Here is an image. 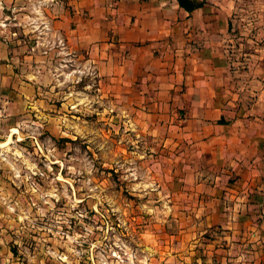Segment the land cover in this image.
<instances>
[{
    "label": "rangeland",
    "instance_id": "374dc122",
    "mask_svg": "<svg viewBox=\"0 0 264 264\" xmlns=\"http://www.w3.org/2000/svg\"><path fill=\"white\" fill-rule=\"evenodd\" d=\"M74 3L0 0V264H260L264 180L103 71Z\"/></svg>",
    "mask_w": 264,
    "mask_h": 264
},
{
    "label": "crops",
    "instance_id": "0c3cea01",
    "mask_svg": "<svg viewBox=\"0 0 264 264\" xmlns=\"http://www.w3.org/2000/svg\"><path fill=\"white\" fill-rule=\"evenodd\" d=\"M253 1L264 3L206 0L189 11L178 0H103L112 5L106 15L94 13L99 0H87L91 7H81L79 17L103 71L142 83L139 95L157 114L183 111L170 127L183 129L196 151L215 161H250L248 179L264 180V12L239 16L233 8ZM251 18L259 20L252 28ZM255 191L264 211V187ZM258 231L264 264V229Z\"/></svg>",
    "mask_w": 264,
    "mask_h": 264
},
{
    "label": "trees",
    "instance_id": "16d2710c",
    "mask_svg": "<svg viewBox=\"0 0 264 264\" xmlns=\"http://www.w3.org/2000/svg\"><path fill=\"white\" fill-rule=\"evenodd\" d=\"M180 6L185 7L187 10L191 11L197 7L204 4V0H178Z\"/></svg>",
    "mask_w": 264,
    "mask_h": 264
}]
</instances>
